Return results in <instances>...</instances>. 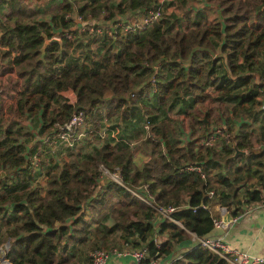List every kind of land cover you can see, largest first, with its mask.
Here are the masks:
<instances>
[{
	"label": "trees",
	"instance_id": "16d2710c",
	"mask_svg": "<svg viewBox=\"0 0 264 264\" xmlns=\"http://www.w3.org/2000/svg\"><path fill=\"white\" fill-rule=\"evenodd\" d=\"M164 1L0 0V247L10 239L12 264L144 247V263L230 264L194 234L214 233L217 205L239 216L264 203V124L247 120L264 118V0H198L180 17ZM80 111L85 134L69 144L59 124ZM135 145L150 151L142 164ZM170 205L181 225L157 208Z\"/></svg>",
	"mask_w": 264,
	"mask_h": 264
},
{
	"label": "built area",
	"instance_id": "2783aa9c",
	"mask_svg": "<svg viewBox=\"0 0 264 264\" xmlns=\"http://www.w3.org/2000/svg\"><path fill=\"white\" fill-rule=\"evenodd\" d=\"M160 16V12L158 11H151L147 15H143L142 20L143 22L147 23L149 21L155 20ZM93 21H89L88 23L91 24ZM142 23V22H141ZM144 23V24H145ZM143 24V25H144ZM142 25V26H143ZM93 29V27H90ZM99 32H101L100 27L97 28ZM110 34L113 32H109ZM54 36H59L60 34H56ZM68 93V92H67ZM147 128L150 126L147 124ZM60 131L57 133V136H60L63 138V140L67 141L69 144H73L75 140H78V138L83 137L85 134L84 128H85V116L82 111L75 113L69 121H67L64 124H59ZM47 141H50L51 143L56 141V139H51L49 137H46ZM132 144V143H131ZM134 144V143H133ZM189 169H198L202 172V176L205 177V173L202 170L201 166L191 164L188 166ZM102 169L105 173L111 175L116 179L117 181L122 183V180L118 177L117 174L110 172L105 166H102ZM140 198L146 200L148 203L153 204L152 201L148 200L138 192H135ZM210 194H213V191H210ZM159 212L161 213V216H164L166 218H169L180 225L182 224L178 219H176L172 212L176 209V206H167V207H157ZM219 210L222 213H226L228 211L226 206L220 205ZM239 216H233V218L230 221H226L222 217H216L214 218V226L215 229L222 228L225 223H230L232 221L238 220ZM194 238H197L202 244L211 250L217 252L221 256H223L225 259L228 260L230 264H264V255H259L252 253L248 250L239 249L237 247L230 246L229 243H227L221 236L217 235H206L204 237H197L194 234ZM132 255L135 263L134 264H153L152 262H146L144 263L143 259L147 254V248L144 247L142 249H136V250H128V249H119L114 248L112 250H95L92 253V264H108L112 256H125V255ZM1 264H5L4 262H1Z\"/></svg>",
	"mask_w": 264,
	"mask_h": 264
},
{
	"label": "crops",
	"instance_id": "0c3cea01",
	"mask_svg": "<svg viewBox=\"0 0 264 264\" xmlns=\"http://www.w3.org/2000/svg\"><path fill=\"white\" fill-rule=\"evenodd\" d=\"M45 16V15H44ZM14 75V74H13ZM4 82L7 77L2 76ZM217 205L214 209L220 217L230 221L233 216L227 211L225 214L219 210ZM210 235L221 236L230 246L248 250L252 253L264 255V203H252L239 215L238 220L229 224L225 223L222 228L214 230ZM192 238L182 241L178 246V253H181L191 245ZM166 258L154 262V264H167ZM132 255L112 256L108 264H134Z\"/></svg>",
	"mask_w": 264,
	"mask_h": 264
},
{
	"label": "rangeland",
	"instance_id": "374dc122",
	"mask_svg": "<svg viewBox=\"0 0 264 264\" xmlns=\"http://www.w3.org/2000/svg\"><path fill=\"white\" fill-rule=\"evenodd\" d=\"M25 1H27L32 6L35 7V6H38L37 4H39L40 6H43L49 0H46V1L41 0L43 2L37 1V0H25ZM164 2H165V7H166V11L164 13L165 15L168 16L171 13L174 12V13H176L180 17V16H182V13H180L182 10H185V12L187 14H189V13L193 14V12H192V11H194L193 8L190 9L188 6H190L193 2H195L196 6H198V2L199 1L198 0H189L188 3L185 4V5H177V4H180V3H176L174 0H165ZM43 8H46V6L43 7ZM208 10H209L208 11V15H209L210 19H215V17L218 16L216 9L210 8ZM47 13H48V11L46 10V12H44V15L47 14ZM46 17H49V14H47ZM161 26H162L161 19L159 21H157V22H155V23H153V24L150 25V27H152L151 29H154V30L155 29H158V28H161ZM10 76L12 77V80L13 81L16 80L15 77H18L16 75V73H14V75H10ZM7 78L9 79V75L7 76ZM67 94L71 97V101H73L75 99V93L73 91L69 90ZM261 97L263 98V105H264V96H261ZM263 115H264V112H263ZM247 120L250 122L249 123V129L252 130V132H255V131L257 132V130L259 129V127L262 125V123L264 124V118H262V117H259L256 120L253 117H249ZM240 124H243V123H240ZM183 129L186 132V135L185 136H187V134L189 132L188 126L185 125L183 127ZM89 137H91V136H89ZM80 145H81V142H80ZM142 146H144V149H145L146 153H145V151L140 150V149H142V147H137V145H135L134 148H133V152H134V157L133 158L136 161V163H138V164H142L143 161H144V159L146 157H148L149 152H150L149 149L145 145H142ZM112 237L113 238H117L118 237V234H115ZM0 263H1V260H0Z\"/></svg>",
	"mask_w": 264,
	"mask_h": 264
},
{
	"label": "water",
	"instance_id": "95a60500",
	"mask_svg": "<svg viewBox=\"0 0 264 264\" xmlns=\"http://www.w3.org/2000/svg\"><path fill=\"white\" fill-rule=\"evenodd\" d=\"M46 37V42H45V46L48 43H52L54 41H62V38L59 36H53L52 38H49L47 35ZM239 153H246L245 150H240L237 149L236 153L233 155L234 157L237 156ZM10 245V239L3 245L0 247V260L1 262H6L5 264H12V262L7 258V249Z\"/></svg>",
	"mask_w": 264,
	"mask_h": 264
}]
</instances>
